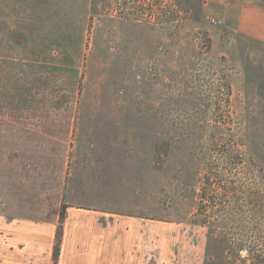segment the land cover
<instances>
[{"label":"rangeland","instance_id":"rangeland-1","mask_svg":"<svg viewBox=\"0 0 264 264\" xmlns=\"http://www.w3.org/2000/svg\"><path fill=\"white\" fill-rule=\"evenodd\" d=\"M56 1L0 0V264H54L65 221L119 214L148 264L264 255V60L202 0ZM215 171L228 206L202 224Z\"/></svg>","mask_w":264,"mask_h":264},{"label":"crops","instance_id":"crops-1","mask_svg":"<svg viewBox=\"0 0 264 264\" xmlns=\"http://www.w3.org/2000/svg\"><path fill=\"white\" fill-rule=\"evenodd\" d=\"M202 1L208 8L215 7L222 21L231 28L235 42H246L254 60H264V0ZM38 2L41 5L46 0ZM33 22L41 24L40 19ZM256 65L259 66V62H253V67L256 68ZM262 66L264 69L263 63ZM32 68V64L27 66V69ZM86 218L65 221L59 264L149 263L142 244L141 219L123 214L113 215L114 222L100 226L95 217L89 221Z\"/></svg>","mask_w":264,"mask_h":264},{"label":"trees","instance_id":"trees-1","mask_svg":"<svg viewBox=\"0 0 264 264\" xmlns=\"http://www.w3.org/2000/svg\"><path fill=\"white\" fill-rule=\"evenodd\" d=\"M117 1H118V5H117L118 9L122 10L124 4L127 2L129 3L132 0H117ZM213 147L217 150V154H221V155L228 154L229 156H233L231 157V160H233V162L223 161L222 167H224V165H227L228 163L233 166H238L242 164L241 157L237 153L238 146L234 144L233 142L222 141L220 144H214ZM214 166H216L215 168H220L219 163H216V165ZM216 171L214 172V174L217 175L218 173ZM221 176L217 175L214 177H210L206 173L201 179L202 187H201V192L199 194V201H198L196 215L202 216V219H203L202 224H206V221L208 222L209 212L210 213L219 212L220 210H225L228 206V201L226 199L219 200L218 202L215 201V196H214L215 192H214V189L213 190L211 189L213 186L212 182L215 179L222 180ZM207 191H210V192H207ZM208 193H210V195H207ZM207 196H208V199H206ZM64 215L65 214L63 213V211H61L59 214L60 221L63 219L65 220ZM61 237H62V227L58 228L55 234L56 244L53 247V252H52V255L55 261L54 264H57V260L60 256ZM250 264H264V255L253 256V258L250 260Z\"/></svg>","mask_w":264,"mask_h":264},{"label":"built area","instance_id":"built-area-1","mask_svg":"<svg viewBox=\"0 0 264 264\" xmlns=\"http://www.w3.org/2000/svg\"><path fill=\"white\" fill-rule=\"evenodd\" d=\"M214 23H217L215 20H213Z\"/></svg>","mask_w":264,"mask_h":264}]
</instances>
